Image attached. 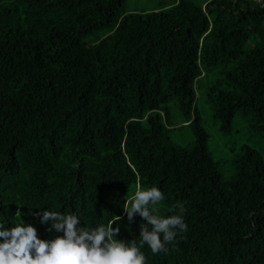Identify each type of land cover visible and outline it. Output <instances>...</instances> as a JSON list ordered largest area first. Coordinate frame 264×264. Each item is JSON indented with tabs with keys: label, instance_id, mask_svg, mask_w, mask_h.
Instances as JSON below:
<instances>
[{
	"label": "trees",
	"instance_id": "1",
	"mask_svg": "<svg viewBox=\"0 0 264 264\" xmlns=\"http://www.w3.org/2000/svg\"><path fill=\"white\" fill-rule=\"evenodd\" d=\"M123 1L0 0V224L51 240L63 232L43 210L76 214L78 228L121 216L116 239L139 243L145 222L123 206L132 186H155L186 209L187 229L166 253L145 244V264H264V158L243 145L223 179L194 87L222 66L207 93L215 119L229 132L251 113L264 135V0L128 13ZM171 102L194 117L191 145L153 113Z\"/></svg>",
	"mask_w": 264,
	"mask_h": 264
},
{
	"label": "clouds",
	"instance_id": "2",
	"mask_svg": "<svg viewBox=\"0 0 264 264\" xmlns=\"http://www.w3.org/2000/svg\"><path fill=\"white\" fill-rule=\"evenodd\" d=\"M165 199L164 193L153 186L147 190L139 187L134 197L126 201L123 210L131 222L138 214L145 222L140 225V240L125 242L116 239L120 227H113L121 216H115L105 226L78 228L80 219L76 214L43 210L41 224L51 223V228L62 236L51 240L38 237L37 229L23 220L11 228L0 224V264H145L141 249L146 244L153 254L167 252L179 232L186 231V209L178 206L177 214L161 217L154 214ZM20 211H17L19 215Z\"/></svg>",
	"mask_w": 264,
	"mask_h": 264
},
{
	"label": "rangeland",
	"instance_id": "3",
	"mask_svg": "<svg viewBox=\"0 0 264 264\" xmlns=\"http://www.w3.org/2000/svg\"><path fill=\"white\" fill-rule=\"evenodd\" d=\"M203 1V0H198ZM162 0H124L123 12L144 11L160 8ZM222 66L202 69L201 75L194 81L197 93L196 109L201 116L202 125L209 134L208 147L213 159L219 164V169L224 180H229L235 173V160L240 155L243 145H249L257 149L264 158V135L257 129L254 116L238 112L233 119L231 131L224 132L221 122L214 117L211 104L207 101L208 87L219 77ZM163 122L167 123L170 137L173 142L188 146L195 140L192 129L194 117L184 118L173 102L168 103L166 108L154 111ZM167 113L169 115L167 116ZM138 187L132 186L129 190L128 201L135 194ZM140 188V187H139ZM146 190L145 188H140ZM180 203L168 204L166 198L156 205L154 214L165 216V213L178 208Z\"/></svg>",
	"mask_w": 264,
	"mask_h": 264
}]
</instances>
